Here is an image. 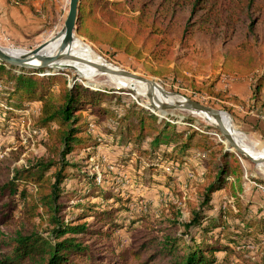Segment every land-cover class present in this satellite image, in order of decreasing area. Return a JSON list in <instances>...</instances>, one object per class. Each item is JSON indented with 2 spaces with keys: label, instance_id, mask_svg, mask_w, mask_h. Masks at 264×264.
<instances>
[{
  "label": "rangeland",
  "instance_id": "1",
  "mask_svg": "<svg viewBox=\"0 0 264 264\" xmlns=\"http://www.w3.org/2000/svg\"><path fill=\"white\" fill-rule=\"evenodd\" d=\"M255 2L253 15L259 19L258 24L250 26L251 20L244 16L230 37L224 34L198 36L188 40L186 46L177 41L172 54L160 61L151 57L148 50L140 57L118 52L107 44L109 37L103 38L102 44L78 34L75 37H80L98 57L119 70L149 79L163 91L176 93L183 101H196L228 114L240 134L264 147V89L255 94L256 86L264 81V0ZM69 3L70 0H0V46L28 52L49 41L63 29ZM138 45L142 46V40ZM7 68L17 72V69ZM60 72L69 86L78 83L108 91L122 97L127 103L125 107L133 106L131 113L145 109L158 116L161 123L166 121L207 137L193 140L194 145H201L205 150L170 153L172 147L163 146L156 155H143L133 150L131 144L119 143L121 133L114 124L116 119L112 122L109 117L97 118L78 112L76 115H83L89 125L77 136L83 143L75 144L67 157L71 165L67 172L71 177L63 183L60 199L64 205L60 218L66 225L87 223L96 231L101 225L94 211L119 209L123 227L114 233L118 249L126 250L138 240V244H149L142 258L138 262L133 260L132 264H179L195 244L209 240L226 247L228 237L234 235L233 230L243 232L245 224L253 222L255 233L251 237L256 238L244 236L236 240V244L217 254V264H264L263 170L237 155L218 129L195 113L180 110L161 113L150 106L148 98L116 86L106 76L88 81L71 68ZM0 105L7 107L5 103L0 102ZM25 109L20 113L13 111L14 115L8 118L0 116V188L14 179L17 170L34 167L54 157L47 129L35 128L39 106L27 105ZM126 112L122 107L115 114L120 117ZM55 128L54 125L51 129ZM229 149L243 168L244 191H236L237 196H234L232 191L222 189L214 196L215 203L220 204L215 210L202 208L203 194L211 182L204 179L202 171H207L206 176L216 177V161L221 151ZM18 184L20 190L28 186V193H33L31 184L26 185L23 180ZM220 208L227 217L212 224V232H203L204 228L198 227L186 231L184 225L195 213L204 217L206 226L210 219H215ZM50 229L47 216L33 219L22 216L16 225L0 228V257L11 250L7 245L17 232L50 238ZM70 236L73 234L61 239ZM76 237H81L80 241L96 253V239L87 234ZM174 241L175 245L171 246ZM150 255L155 257L151 259Z\"/></svg>",
  "mask_w": 264,
  "mask_h": 264
},
{
  "label": "trees",
  "instance_id": "2",
  "mask_svg": "<svg viewBox=\"0 0 264 264\" xmlns=\"http://www.w3.org/2000/svg\"><path fill=\"white\" fill-rule=\"evenodd\" d=\"M253 13H256L255 0H80L77 34L96 44L104 43L103 38L109 37L107 44L118 52L140 57L148 50L151 57L160 61L172 54L177 41L186 46L198 36L224 34L230 37L229 34L236 30L244 16L251 20L250 26L253 27L259 23ZM139 40H142V46L138 45ZM149 45L152 47L147 49ZM53 73L47 75L43 70L37 74L18 73L0 63V102L7 105H0V116L8 118L14 115L13 111L20 113L26 110L27 105H38L35 128L47 129L54 156L34 167L17 170L14 179L0 188V228L16 225L22 216L32 219L47 216L51 227L50 238L17 232L7 245L11 250L0 257V264L138 262L147 252L149 244H138V240L126 250L118 249L114 233L123 227L119 221V209L99 208L96 213L94 211L95 218L101 225L96 231L87 223L66 225L60 218L64 207L60 203L64 192L63 183L71 177L67 172V167L71 166L67 157L73 152L75 144L83 143L77 136L89 125V121L83 120V115L76 114L82 111L97 118L109 117L112 122L116 119L114 124L121 133L119 143L131 144L133 150L136 149L143 155H156L163 146L172 147L170 153H188L190 149L205 150L201 145H194L193 140L196 137H207L189 128L166 121L161 123L158 116L145 109L131 113L133 106L125 107L126 102L122 97L78 83L69 86L62 72ZM256 87L255 94H259L264 89V81ZM122 107L127 112L118 117L115 112ZM137 116L139 117L136 119ZM54 125L56 128L51 129ZM218 158L216 177L206 176L207 171H202L204 179L211 180L203 194L202 208L207 206L208 209L215 210L220 204L215 203L214 196L222 189L232 191L234 196H237L236 191H244L243 168L236 155L223 150ZM20 180L26 185L31 184L32 194L28 193V186L19 189ZM88 212L90 216H94L91 211ZM226 217L227 214L221 209L216 213V220L210 219L205 226L204 217L195 213L184 227L188 232L198 227L204 228L203 232L210 233L214 230L210 226L219 218ZM227 226L230 227V223ZM254 226L253 222L245 224L243 232L232 228L234 235L228 237L230 241L225 244L226 247L209 240L195 244L179 264H217V254L236 244V240L244 236L256 238L251 237ZM66 234L73 236L61 239ZM76 234H87L91 236L89 238L96 239V253L91 250V246H85L80 241L81 237H76ZM175 243L176 241L172 242L171 246ZM154 257L155 255H150L151 259ZM75 260L81 263H75Z\"/></svg>",
  "mask_w": 264,
  "mask_h": 264
},
{
  "label": "water",
  "instance_id": "3",
  "mask_svg": "<svg viewBox=\"0 0 264 264\" xmlns=\"http://www.w3.org/2000/svg\"><path fill=\"white\" fill-rule=\"evenodd\" d=\"M79 2L80 0H70L69 11L63 29L49 41H46L43 44L39 45L36 49L16 54L11 53L0 46V63L5 65L6 67L17 69V72L28 71L33 74H37V72L43 70L45 71V74H48L50 72L54 74V71H61L68 68L66 66L58 65L61 61L67 60L86 64L96 69L101 74H109L113 76L129 78L146 83L152 88H157L158 85L155 82L139 75L119 69L112 70L103 65H98L90 61H86L85 59L73 56L71 54V47L73 45L75 35L77 34V22L79 19ZM59 39L61 40V42L57 51L53 54L45 53V49ZM161 93L165 97L177 96L176 93H169L163 91L162 89ZM148 99L150 106L154 110L161 113H165L167 111L180 110L188 111L195 114L205 113L214 117L217 121V125L215 127L221 133L223 138L230 144L231 148L235 150V153H237V155H239L240 157H244L245 159L249 160L250 162L256 165L264 163V159L258 160L253 158L250 154H248L244 149H242L235 143L230 131L222 122L221 116L224 112L205 106L199 102L192 100H185L182 103L179 102L174 104L163 103L151 93L148 94ZM229 151H231V149H229Z\"/></svg>",
  "mask_w": 264,
  "mask_h": 264
},
{
  "label": "bare ground",
  "instance_id": "4",
  "mask_svg": "<svg viewBox=\"0 0 264 264\" xmlns=\"http://www.w3.org/2000/svg\"><path fill=\"white\" fill-rule=\"evenodd\" d=\"M60 42L61 40L59 39L55 43L51 44L49 47L45 49V53H49V54L55 53L60 45ZM6 50L11 53H16V54L24 53L23 50H13V49H10V50L6 49ZM71 54L73 56L85 59L86 61H90L98 65H103L112 70L118 69L116 66L111 65L107 63L106 61H104L103 59H101L100 57H98L95 54V52L91 49V47L87 45L80 37H75L73 45L71 47ZM58 65H62V66H66L68 68L74 69L75 71L79 73L81 77L87 79L88 81H91L97 76H106L116 86L131 89L135 93L143 97L148 98V94L151 93L155 95L157 98L160 97V100L164 103L174 104V103L183 102V100L177 96L175 97L163 96L161 93V88L159 86L157 88H152L150 85L137 81V80L113 76L109 74H101L96 69L86 64H83V63L63 60ZM50 74H52V72L48 73L47 75H50ZM197 115L209 121L214 126L217 125V121L214 117L208 114H205V113H200ZM221 119H222L223 124H225L227 129L230 131L235 143L239 147L244 149L248 154H250L255 159H258V160L264 159V147L263 146L249 142L245 135L240 134L233 126L232 119L228 114L223 113L221 116ZM232 150L235 151L234 149ZM257 166L260 170L264 171V163L258 164Z\"/></svg>",
  "mask_w": 264,
  "mask_h": 264
}]
</instances>
